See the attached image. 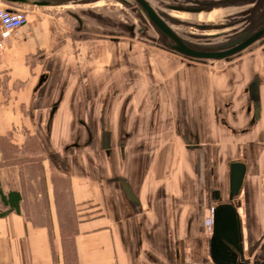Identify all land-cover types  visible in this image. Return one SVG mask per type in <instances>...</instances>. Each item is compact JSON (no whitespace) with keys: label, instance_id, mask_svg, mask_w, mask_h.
<instances>
[{"label":"crops","instance_id":"1","mask_svg":"<svg viewBox=\"0 0 264 264\" xmlns=\"http://www.w3.org/2000/svg\"><path fill=\"white\" fill-rule=\"evenodd\" d=\"M30 13L0 54V264H215L205 223L229 201L230 164L244 165L240 222L262 174V48L190 61L114 36L111 10ZM24 127H44L28 180L3 164Z\"/></svg>","mask_w":264,"mask_h":264},{"label":"water","instance_id":"2","mask_svg":"<svg viewBox=\"0 0 264 264\" xmlns=\"http://www.w3.org/2000/svg\"><path fill=\"white\" fill-rule=\"evenodd\" d=\"M2 1L19 5L57 7L106 0ZM112 1L120 3L127 9L135 21L120 19L114 22L112 17V21L109 22L112 33L121 32L129 38L155 44L190 61H227L234 55L252 51L264 40V0H169L167 3H161L162 9L151 0ZM218 9L232 10L225 16L223 14L220 19L206 18ZM67 12L81 24V19L76 13ZM120 12L128 14L124 10ZM172 12L186 14L189 17L201 15L205 18L199 20L197 17L195 20L187 21ZM180 25L191 30L183 35L176 28ZM243 176L244 165L238 162L231 163L229 201L219 203L212 209L209 256L215 264H250L244 257L241 222L236 209L238 204L236 205L234 201L241 188Z\"/></svg>","mask_w":264,"mask_h":264},{"label":"rangeland","instance_id":"3","mask_svg":"<svg viewBox=\"0 0 264 264\" xmlns=\"http://www.w3.org/2000/svg\"><path fill=\"white\" fill-rule=\"evenodd\" d=\"M151 1L156 6H158L160 9H162V7L160 6L161 3H167L169 0H151ZM4 4L18 8V9H21V10L25 11L26 14L30 13L31 10H34V11L39 10V12L42 10L44 11V7L40 8L38 6L11 4V3H6L5 1H0V6H4ZM52 8L58 12L56 15H60V16H66V13L69 14L67 11H71V12L76 13V12H81V11H84L87 9H91V11L92 10L96 11V10H101V9H107V10H111L112 13H115V15L113 16L114 22H117L120 19L121 20L128 19L130 22H135L133 17L129 14L130 12L127 11V9H125L120 3H117V2L112 1V0L97 1V2L84 3V4H82V3L69 4V5H65V6H57V7H52ZM120 10H124L128 14L127 15L121 14ZM218 10H214L211 14H209L206 17L208 19H211V20H216L218 18L220 19L223 14H224V16L227 15L229 12H231L232 9H223V11H221V9L219 11ZM32 14L33 13L31 12L30 16H32ZM172 14H175L176 16L181 17L183 20H187V21L195 20L198 17V16L189 17V15L180 14V13H176V12H172ZM39 15H40V13H39ZM200 18H201L200 20H203L204 16H201ZM111 21H112V19H110V22ZM176 28L183 35L188 34L189 30H191L188 27L181 26V25L176 26ZM193 31L196 32V30H193ZM96 33L97 34L102 33V31L98 30V32H96ZM114 33L117 34L118 36L120 35L123 37H128L126 34L121 33V32H114ZM146 43H148V42H146ZM148 44H150V43H148ZM206 62L210 63L213 61L207 60ZM23 129H24V131L22 132V134H24V136H25V143L22 145L21 148H18L16 145H12L10 143L3 144L2 149L5 153L3 164H5L6 166L7 165L18 166L21 169L22 175L25 174L24 179L28 180V179H30V173L32 172V170L34 171V173L36 172V174H37L38 172H40V169L42 168V164L40 162V157H41L40 154L42 152L44 153V148H42V144L36 135H38L39 137L41 136V132L39 129H41L42 134H44V127H41V128H35V127L25 128L24 127ZM258 147L261 148V150L259 149L260 151L264 152V147L260 146L259 143H258ZM232 155L235 156L236 153H234V154L232 153ZM263 155H264V153H263ZM227 160L228 159H226L225 161H227ZM206 161L207 162L209 161V163L212 161L217 163L218 160L213 159V158H209L208 160L205 159L203 165H206ZM261 172H262V174L258 175L257 178L255 176H251L250 180H249V181H251V183L246 185V187H247L246 192H245L246 208H244V213L246 212V214L248 216L247 217L248 222L245 220V218H243V216H242V221H241L243 246H244V257L248 260L249 263L253 262L256 259H261L260 251H259V249L258 250L255 249L252 237H254V235L257 233L259 235L261 233L264 234V162H263V169L261 170ZM257 173H258V171H257ZM192 178L195 180L194 182H196V183L199 180L197 177L195 179L194 172H192ZM254 182H259L262 184V186L260 185V190L258 192L252 191V185L251 184H253ZM253 198L254 199L256 198L257 208H254L253 210H256L258 212L257 214L259 215V220H260L259 223H256V222L254 223L252 218L250 217L251 216L250 215V213H251L250 203L252 202ZM206 221L207 222L205 223V225H208V230H210L211 219H210V221H209V219ZM208 246L210 247V238L208 239Z\"/></svg>","mask_w":264,"mask_h":264},{"label":"built area","instance_id":"4","mask_svg":"<svg viewBox=\"0 0 264 264\" xmlns=\"http://www.w3.org/2000/svg\"><path fill=\"white\" fill-rule=\"evenodd\" d=\"M27 22L26 12L9 6H0V54L7 41Z\"/></svg>","mask_w":264,"mask_h":264},{"label":"flooded vegetation","instance_id":"5","mask_svg":"<svg viewBox=\"0 0 264 264\" xmlns=\"http://www.w3.org/2000/svg\"><path fill=\"white\" fill-rule=\"evenodd\" d=\"M200 17H201V15H198V19H199V20L201 19ZM204 18H205V17H204ZM206 18H207V17H206ZM114 36H118V35L114 33ZM257 47L262 48V49H261V52H262V54H263L264 40H263V41H260V42L258 43V46H257ZM257 47H256V48H257ZM239 54H240V53H239ZM260 262H262V261L256 259V260H254L253 262H251L250 264H259ZM262 264H264V262H262Z\"/></svg>","mask_w":264,"mask_h":264},{"label":"trees","instance_id":"6","mask_svg":"<svg viewBox=\"0 0 264 264\" xmlns=\"http://www.w3.org/2000/svg\"><path fill=\"white\" fill-rule=\"evenodd\" d=\"M2 199H3V197H2ZM9 200H10V203H11L12 205H16V203H17V201H18V195L12 193V194L10 195V197H9ZM4 202H5V201H4Z\"/></svg>","mask_w":264,"mask_h":264}]
</instances>
